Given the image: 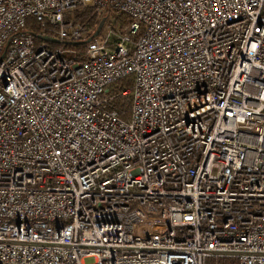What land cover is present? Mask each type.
I'll list each match as a JSON object with an SVG mask.
<instances>
[{
    "label": "built area",
    "instance_id": "built-area-1",
    "mask_svg": "<svg viewBox=\"0 0 264 264\" xmlns=\"http://www.w3.org/2000/svg\"><path fill=\"white\" fill-rule=\"evenodd\" d=\"M87 257L264 264V0H0V264Z\"/></svg>",
    "mask_w": 264,
    "mask_h": 264
},
{
    "label": "trees",
    "instance_id": "trees-1",
    "mask_svg": "<svg viewBox=\"0 0 264 264\" xmlns=\"http://www.w3.org/2000/svg\"><path fill=\"white\" fill-rule=\"evenodd\" d=\"M85 13L83 12H79V11H75V17L79 18V19H82V17L84 16ZM125 19L126 17H120L118 20L121 22V23H125ZM39 41V40H37ZM51 46L53 47H56V46H59V44L57 43H51ZM122 82H119V85H121ZM116 106L119 107L121 106L120 103H116ZM211 264H228V261L224 260V259H219V258H211L209 259ZM231 264H236L235 261H232Z\"/></svg>",
    "mask_w": 264,
    "mask_h": 264
},
{
    "label": "water",
    "instance_id": "water-1",
    "mask_svg": "<svg viewBox=\"0 0 264 264\" xmlns=\"http://www.w3.org/2000/svg\"><path fill=\"white\" fill-rule=\"evenodd\" d=\"M104 19H101L100 22L98 23L95 31L92 33V35H90L85 41L83 42H78L76 44H80V43H86V42H89L91 40L92 37L96 36L98 34V32L100 31L101 29V26H102V23H103ZM36 37L40 40H44V41H48V42H51V43H58V39L56 38H53V37H50V36H47V35H36Z\"/></svg>",
    "mask_w": 264,
    "mask_h": 264
},
{
    "label": "rangeland",
    "instance_id": "rangeland-1",
    "mask_svg": "<svg viewBox=\"0 0 264 264\" xmlns=\"http://www.w3.org/2000/svg\"><path fill=\"white\" fill-rule=\"evenodd\" d=\"M36 31H37V30H36ZM84 262H85L86 264H92V263H93V258H92V257H87V258H85ZM206 264H211V262H210L209 259H207Z\"/></svg>",
    "mask_w": 264,
    "mask_h": 264
}]
</instances>
